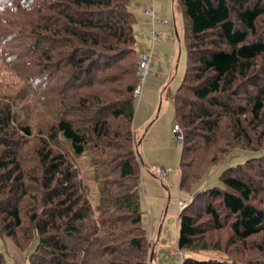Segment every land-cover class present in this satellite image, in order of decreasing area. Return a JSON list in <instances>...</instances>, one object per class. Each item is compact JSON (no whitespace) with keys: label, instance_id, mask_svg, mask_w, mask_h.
Returning a JSON list of instances; mask_svg holds the SVG:
<instances>
[{"label":"trees","instance_id":"16d2710c","mask_svg":"<svg viewBox=\"0 0 264 264\" xmlns=\"http://www.w3.org/2000/svg\"><path fill=\"white\" fill-rule=\"evenodd\" d=\"M129 1L0 0V35L15 31L1 28L13 22L5 13L17 27L0 45L24 41L14 47L18 61L1 46L0 65L26 92L0 84V236L29 250L30 264H149ZM174 1L186 46L173 97L183 134L178 186L190 192L214 166L264 151V0ZM80 155L90 162L95 203L77 172ZM259 157L239 160L180 210L181 264H264V211L252 184L264 177Z\"/></svg>","mask_w":264,"mask_h":264},{"label":"rangeland","instance_id":"374dc122","mask_svg":"<svg viewBox=\"0 0 264 264\" xmlns=\"http://www.w3.org/2000/svg\"><path fill=\"white\" fill-rule=\"evenodd\" d=\"M128 10L134 14L136 20L133 25V34L136 39L134 48L136 52H140L143 50V47L145 48V46H148L147 51L150 52L151 56L149 70L155 74L145 77L141 88V94L139 97H135V107L149 106L151 108V113H153L151 119L145 124L144 128L141 129L142 132H140L139 128L136 129V132L140 134L141 141H138L140 143L139 153L137 148L138 142L135 146V151L138 156L140 154L144 163L148 165V168H151V164L173 165L178 167L182 143L174 139L172 128L175 124L173 97L182 83L186 70V46L184 41L185 32L182 10L177 6L174 0H130ZM143 10L152 11V15L143 14ZM2 16H4L7 22H9V20L10 23L13 21L12 24H5V26L1 27L5 30L4 32H9L8 30L6 31L5 28L15 31H10L7 36H3V34L0 36L3 39L15 37L17 34V27L15 26L16 18L11 16L10 13H5ZM164 20L165 23L162 22ZM151 32H156L160 35H158V40L155 43L152 42L149 36ZM20 43H23V45L18 46ZM15 45L18 47L24 46L23 35L16 37L14 41H11V43L7 45H0V48L2 46L5 52H10L9 54L18 61L20 56L14 49ZM17 64L19 69L22 70L21 68L23 67L21 63L18 62ZM32 81H34V79H32ZM30 83L32 82L30 81ZM0 84L5 86V88L7 87L9 91H17L19 97L23 96L22 94L26 95L20 77H16L13 72L6 71L1 65ZM23 99H25L22 101L23 103H30L28 98L23 97ZM238 154L241 155L240 158L236 156L228 162L220 163L208 170L190 192L183 189L180 196L186 201V205L192 199L191 192L196 191L195 193H198L199 191L218 186L221 174L235 163H238L239 160H247L259 156V158H264V151L255 154L250 152ZM253 164L259 166V163ZM75 165L79 177L84 184L89 186L92 200L95 203L97 191L94 185L88 157L86 155L77 156ZM262 165L264 166V160ZM263 166L258 167V169H264ZM255 169L258 170L256 167ZM143 172L146 173V169H144ZM260 174L264 176V171H261ZM257 179L258 181H252L255 191L257 192V196L253 203L264 211V177ZM261 180L263 182L260 185L259 182ZM144 195H146V193ZM143 212V226L147 229V234L149 235L148 212ZM160 223L159 242L157 239H154L152 242V262L150 264H181L183 256H181L177 248V215L167 214L166 218H161ZM155 226L157 228L158 225L155 224ZM250 251L252 250L250 249ZM248 252L249 251L246 252L247 256L252 255L256 257L260 255L259 253L255 254V252H250L252 254H249ZM29 253V250L17 249L11 239L0 236V254L7 264H30L28 258ZM185 256L196 260H207L212 257L213 254L186 252ZM233 257H235V255ZM238 257L241 258L242 256L238 255ZM235 258H237V256Z\"/></svg>","mask_w":264,"mask_h":264},{"label":"crops","instance_id":"0c3cea01","mask_svg":"<svg viewBox=\"0 0 264 264\" xmlns=\"http://www.w3.org/2000/svg\"><path fill=\"white\" fill-rule=\"evenodd\" d=\"M144 11V10H143ZM154 13V12H153ZM144 14V13H143ZM159 35V34H158ZM160 36V35H159ZM148 46L143 47L140 52H137V54L141 52H145L150 56V52L147 51ZM149 52V53H148ZM149 61H151V56L149 58ZM151 64V62H149ZM153 75H155L153 73ZM143 100V99H141ZM139 106V105H138ZM151 108L149 106H140L135 107L134 112V118H133V130L137 136L138 141L140 142V134L136 132V129L139 128L140 132H142L141 129L144 128L145 124L151 119L152 114ZM138 142V153H139V146L140 143ZM140 161L142 169L140 171V180H139V187L140 192L142 195V205L143 210L148 212V219H149V240L151 243V249H152V242L154 239H157L159 242V236H160V220L161 218H166L167 214H176L178 216L180 210L178 207V201H184L186 202L181 196V191L179 190V179H180V170L179 166H173V165H157V164H151L152 166H168L172 169V172L165 183H160L156 176L149 171L148 165L144 163L142 160L140 154ZM144 169H146V173H144ZM196 191L191 192V195L195 194ZM146 193V195H144ZM156 225L157 228H156ZM156 228V231H155ZM155 234V235H154ZM155 237V238H154ZM179 251V250H178ZM181 256L184 257L183 253H181Z\"/></svg>","mask_w":264,"mask_h":264},{"label":"built area","instance_id":"2783aa9c","mask_svg":"<svg viewBox=\"0 0 264 264\" xmlns=\"http://www.w3.org/2000/svg\"><path fill=\"white\" fill-rule=\"evenodd\" d=\"M144 14L152 15V11L144 10ZM162 22L165 23V20ZM149 36L151 37L153 43H155L158 40V33L156 32L149 33ZM149 58L150 56L145 52H141L137 56V85L133 92V95L136 98L139 97L141 94V88L145 77L148 75H153V72L149 70ZM172 132L174 134V139L177 142L182 143L183 134L180 127L177 124L173 125ZM150 171L156 176L157 180L160 183H165L168 180L172 172V169L168 166H155V167L153 166L150 168ZM185 206H186V202L180 200L178 201L179 210H181Z\"/></svg>","mask_w":264,"mask_h":264},{"label":"water","instance_id":"95a60500","mask_svg":"<svg viewBox=\"0 0 264 264\" xmlns=\"http://www.w3.org/2000/svg\"><path fill=\"white\" fill-rule=\"evenodd\" d=\"M152 262V250L150 252V256H149V264Z\"/></svg>","mask_w":264,"mask_h":264}]
</instances>
